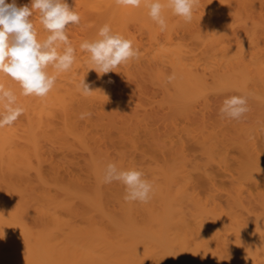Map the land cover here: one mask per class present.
Returning a JSON list of instances; mask_svg holds the SVG:
<instances>
[{
	"label": "bare ground",
	"instance_id": "obj_1",
	"mask_svg": "<svg viewBox=\"0 0 264 264\" xmlns=\"http://www.w3.org/2000/svg\"><path fill=\"white\" fill-rule=\"evenodd\" d=\"M67 3L76 61L54 89L0 74L24 108L0 128V264H264V0H200L190 23L165 9L163 31L143 4ZM105 23L141 55L98 77L79 46ZM240 94L246 116L221 119ZM109 162L141 169L151 199L102 183Z\"/></svg>",
	"mask_w": 264,
	"mask_h": 264
},
{
	"label": "clouds",
	"instance_id": "obj_2",
	"mask_svg": "<svg viewBox=\"0 0 264 264\" xmlns=\"http://www.w3.org/2000/svg\"><path fill=\"white\" fill-rule=\"evenodd\" d=\"M116 3L131 8H140L143 4L149 18L161 31L168 26L165 9L190 23L200 7V0H116ZM34 13L39 14V23L47 33L42 40L38 38L33 22ZM80 21L79 13L69 6L67 0H31L30 6H18L16 0L11 3L0 0V74L15 81L23 96L46 97L54 89L58 74L70 71L76 61V50L67 30L70 25H79ZM79 47L88 54L89 70H94L98 77L118 73L116 69L141 55L132 40L113 32L107 23L98 29L95 38L81 42ZM50 68L56 74H51ZM174 78V75L169 76V82ZM78 87L85 96L94 92L85 78ZM0 106V128L13 125L24 113L16 94L3 84H0ZM248 111L246 94L228 95L218 114L221 119L240 121ZM91 115V112L81 113L80 118H90ZM114 182L123 186L126 202L147 203L153 194L152 182L138 167L124 168L115 162L107 163L102 183ZM3 236L4 233L0 238Z\"/></svg>",
	"mask_w": 264,
	"mask_h": 264
},
{
	"label": "rangeland",
	"instance_id": "obj_3",
	"mask_svg": "<svg viewBox=\"0 0 264 264\" xmlns=\"http://www.w3.org/2000/svg\"><path fill=\"white\" fill-rule=\"evenodd\" d=\"M71 1V0H70ZM73 2V1H72ZM74 5V4H73ZM73 5H72V7H73ZM29 6V5H28ZM74 8H76L75 6H74ZM67 33H68V31H67ZM70 37V36H69ZM70 39V38H69Z\"/></svg>",
	"mask_w": 264,
	"mask_h": 264
}]
</instances>
